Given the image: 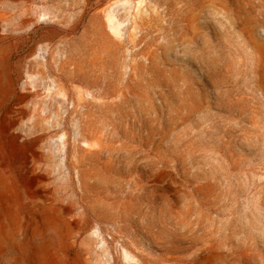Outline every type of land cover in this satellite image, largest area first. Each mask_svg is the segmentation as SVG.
<instances>
[{
  "label": "rangeland",
  "instance_id": "374dc122",
  "mask_svg": "<svg viewBox=\"0 0 264 264\" xmlns=\"http://www.w3.org/2000/svg\"><path fill=\"white\" fill-rule=\"evenodd\" d=\"M0 264H264V0H0Z\"/></svg>",
  "mask_w": 264,
  "mask_h": 264
}]
</instances>
